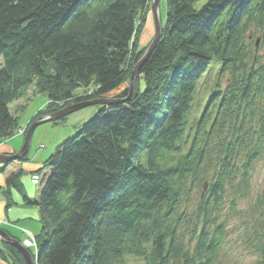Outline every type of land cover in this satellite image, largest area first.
Wrapping results in <instances>:
<instances>
[{
    "label": "trees",
    "instance_id": "obj_1",
    "mask_svg": "<svg viewBox=\"0 0 264 264\" xmlns=\"http://www.w3.org/2000/svg\"><path fill=\"white\" fill-rule=\"evenodd\" d=\"M150 2L0 0V144L20 130L9 105L31 87L47 96L36 121L128 83ZM166 3L131 100L99 106L58 144L30 172L32 198L27 154L0 167L6 191L40 212L37 264H223L227 189L248 195L264 154V0ZM255 243L264 264V232ZM0 257L25 264L4 243Z\"/></svg>",
    "mask_w": 264,
    "mask_h": 264
},
{
    "label": "rangeland",
    "instance_id": "obj_2",
    "mask_svg": "<svg viewBox=\"0 0 264 264\" xmlns=\"http://www.w3.org/2000/svg\"><path fill=\"white\" fill-rule=\"evenodd\" d=\"M152 1L153 0H151L150 7L148 8V11L146 13L147 17L145 19L143 31L140 35L141 37L139 39V45L147 49L150 47L149 45L153 40V38L155 37L154 35L155 25L153 20L154 17L152 14V4H153ZM166 10H167L166 0H159L158 14H159V22L161 26H163L165 22ZM260 36L261 35L258 33L255 36L256 39L255 42L257 48L260 44L259 41ZM259 52L264 55V44L262 45L261 50H259ZM1 65H2V57L0 56V68ZM134 67H132L133 69L130 73V76L134 70ZM130 76L128 83L121 85L118 89H116L113 92H110L109 95L103 98L116 99L115 97L119 96L120 93L123 92L125 89L129 90L130 80H131ZM134 85H135V81H134ZM133 90H134V86H133ZM92 92H93L92 90H88L86 95ZM82 93L83 92L81 88H77L74 91V94L77 96L79 94L81 95ZM88 100H94V99H88ZM46 102H47V96L44 94L34 93V89L33 87H31L27 90L23 98L16 100L14 101V103L9 105L10 106L9 110L13 114V116L17 118V124L18 127H20L21 131L26 129L27 125L36 117V113L38 111L45 108ZM81 102H88V101L84 100ZM78 103L69 104L68 106ZM99 106H89V108L80 109L74 113L69 114L67 117H64L63 119L57 120L56 122H47L45 124L38 125L30 136L31 139L29 141L28 151H27L28 162H32V163L36 162L38 164V162H40L41 160H46L50 155V153L58 146V144L63 142L65 139H67L71 133L77 131L78 128H74V125H76L75 123L81 120V118L85 119V117L83 116L89 113L90 110L95 109V111H97ZM61 110L63 109H60L59 111ZM49 116L50 115H48V117ZM87 120L89 119H85V121ZM36 121L32 122L31 124L35 123ZM255 125L256 122L254 123L253 126L254 129H256ZM19 137L20 138H18V141H20L22 146L24 144L23 142L25 137H23L22 135ZM22 158H20L19 160H21ZM260 159L262 160L259 161L254 168L255 171L251 179L252 184H251L250 193L248 195L241 196V193L238 194V192L236 191V189H238L237 184L227 189L228 194L224 202L226 204L225 206L226 209L224 210L225 216H222V219L226 221L227 222L226 224L228 225L227 230H229V237H228L229 241L227 244L224 245L225 249L222 254L223 264H254L258 258V255H256L255 253V246L257 245L255 242L257 241L258 236L264 232V154ZM26 162H21V164H24ZM25 171L26 173L22 175L21 179L25 184L29 183L28 188L30 187V190L33 191L32 195L34 196L35 186L33 181L31 180V174L29 173V170L28 172L27 169ZM198 199H199V191L193 192V195L190 198L189 203L186 204L188 207V212L189 211L193 212V210L197 207ZM18 235L20 237L17 238L21 242L25 238V234L24 232L22 233L20 231ZM35 243H36V238H35ZM29 252L30 253L32 252V254H30L31 257L33 256L34 258H36L33 248L29 249ZM36 255L38 256L37 251H36ZM125 261L126 262L124 264H145L144 260L139 258L136 259L133 257H127ZM31 262L32 264H37V259L31 258Z\"/></svg>",
    "mask_w": 264,
    "mask_h": 264
},
{
    "label": "crops",
    "instance_id": "obj_3",
    "mask_svg": "<svg viewBox=\"0 0 264 264\" xmlns=\"http://www.w3.org/2000/svg\"><path fill=\"white\" fill-rule=\"evenodd\" d=\"M18 106V105H17ZM95 109L90 110L85 116V119H89V117L93 116ZM84 118L77 121L74 125V128H79V125L85 121ZM24 131V130H23ZM74 132V131H73ZM23 136L22 133H16V135L9 140H5L4 143L0 144V155H14L16 152L22 149L20 141H18L19 136ZM25 140V139H24ZM24 143V142H23ZM44 160L32 163L27 162L21 164V169L26 173L29 170V173L36 168L38 165L42 163ZM36 163V164H35ZM26 164V167H25ZM2 164H0L1 167ZM30 165V166H29ZM26 168V169H25ZM22 177V176H21ZM20 180L23 185V190H25V194L28 198L33 197V191L30 190L29 183H24L23 180ZM40 212L34 206H27L22 201V197L19 192L15 191L14 189H10L6 191V181L4 174L0 172V229L5 231L6 234L10 235V237L14 238L15 240L19 241L17 237H20L18 234L21 229L29 231L33 233L35 236L40 235L41 231V222H39ZM19 228V229H18ZM21 235V234H20ZM20 242V241H19ZM2 243V242H0ZM0 264H10L8 261H5L0 257Z\"/></svg>",
    "mask_w": 264,
    "mask_h": 264
},
{
    "label": "water",
    "instance_id": "obj_4",
    "mask_svg": "<svg viewBox=\"0 0 264 264\" xmlns=\"http://www.w3.org/2000/svg\"><path fill=\"white\" fill-rule=\"evenodd\" d=\"M152 14L154 17V25H155V37L150 43V47L147 49V51L144 53L142 56L143 58L140 60V62L134 67V70L130 76V87H129V94L127 95L126 98L124 99H104V98H99V99H94V100H88V102H79L78 104H74L71 106H67L61 111H57V113H54L53 115L50 114V116L46 117L45 119L36 121L35 123L31 124V127L27 130L26 135H25V140L24 144L22 146V149L18 151L14 155H0V164H6L7 162L10 161H16L19 160L20 158L24 157L27 154L28 151V144L31 139V134L33 131L36 129V127L40 124H45L47 122H56L57 120L63 119L64 117H67L69 114L74 113L80 109L83 108H89V106H107V105H116V104H121V102L124 101H130L131 97L133 95V86H134V81L135 77L138 74L140 70V66L148 59V56L150 52L155 48L156 43L160 40V33H161V24L159 22V14H158V6H159V0H153L152 1ZM0 241L6 245H11L15 249L18 250L21 255H23L25 264H32L31 262V255L29 252L21 245L17 240L14 238L10 237V235L6 234L3 230H0Z\"/></svg>",
    "mask_w": 264,
    "mask_h": 264
},
{
    "label": "built area",
    "instance_id": "obj_5",
    "mask_svg": "<svg viewBox=\"0 0 264 264\" xmlns=\"http://www.w3.org/2000/svg\"><path fill=\"white\" fill-rule=\"evenodd\" d=\"M21 132V131H19ZM31 180L33 183L37 182V176L33 175L31 176ZM25 233V238L21 241V244L27 249L33 248L35 259H37L36 251H37V243H35V236H33L31 233H26V231H23Z\"/></svg>",
    "mask_w": 264,
    "mask_h": 264
},
{
    "label": "bare ground",
    "instance_id": "obj_6",
    "mask_svg": "<svg viewBox=\"0 0 264 264\" xmlns=\"http://www.w3.org/2000/svg\"><path fill=\"white\" fill-rule=\"evenodd\" d=\"M23 231H26V230H23V229H21V232L23 233ZM26 233H31V232H29V231H26ZM25 234V233H24ZM33 236H35L33 233H31Z\"/></svg>",
    "mask_w": 264,
    "mask_h": 264
}]
</instances>
